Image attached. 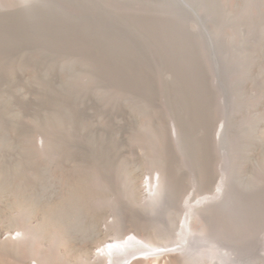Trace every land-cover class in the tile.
<instances>
[{"label":"rangeland","instance_id":"obj_1","mask_svg":"<svg viewBox=\"0 0 264 264\" xmlns=\"http://www.w3.org/2000/svg\"><path fill=\"white\" fill-rule=\"evenodd\" d=\"M169 1L51 0L49 6L37 3L29 23L0 14L1 177H9L18 164L19 169L26 166L23 170L29 175L35 173L29 168L42 171L39 177H47V181L61 174L75 177L77 170L84 171L85 178H93L95 167L104 171L112 167L116 193L122 203L128 201L130 181L141 185L149 177L143 149L137 142L144 118L125 99L139 103L149 100L158 114L159 127L167 132L168 114L162 99L178 114L192 113L186 77L173 75L172 51L184 49L174 45L179 42L177 36L191 34L202 39L205 34L217 42L225 40L224 46L235 55L230 59L235 85L232 95H239L232 106L229 129L236 135L239 124H243L239 155H231V174L245 193V218L255 225H247L245 231L249 233L253 228L260 236L256 248L264 257V0H188L190 6L183 11L178 3ZM45 17L50 21L49 51H45L44 43ZM12 67H18L16 78H11ZM46 67L50 69L47 76ZM86 73L89 81L85 84L81 79ZM211 80L212 76L207 82ZM100 91L113 94L121 105L112 112L108 96ZM216 125L213 119L211 134ZM192 131L196 133V126ZM40 139L45 140L48 155L53 154L55 160L41 155L38 148L35 151L33 147ZM216 158L211 162L213 179L206 187L210 194L218 184ZM176 166L181 172L183 194L192 193L193 200L208 194L206 189L193 186L191 172L179 160ZM55 167L58 172L53 171ZM6 209L9 206L2 204L0 213ZM115 210L96 215L88 210L86 214L72 212L74 216L70 214L66 224L82 229L94 227L103 233L123 211ZM255 215L263 218L257 220ZM7 219L1 218L5 226L10 225ZM111 235L105 231L106 240ZM99 238L93 240V247L101 242Z\"/></svg>","mask_w":264,"mask_h":264},{"label":"bare ground","instance_id":"obj_2","mask_svg":"<svg viewBox=\"0 0 264 264\" xmlns=\"http://www.w3.org/2000/svg\"><path fill=\"white\" fill-rule=\"evenodd\" d=\"M172 1L178 3L177 7L182 11L190 6L188 0ZM40 2L49 6L51 0H0V14L29 23ZM42 21L45 51H49L50 21L48 17ZM203 35L202 39L201 36L195 39L191 34L177 36L179 42L174 45L184 49L172 51L173 75H185L192 113L178 114L170 110L165 98L162 99L169 125L164 132L149 100L139 103L125 99L144 118L137 142L141 151L143 149L149 177L141 185L135 180L130 181L125 204L116 193L112 167L106 171L100 166L95 167L93 178H85L84 171L77 170L76 175L80 177L66 178V174H61L47 181L46 176H43L45 179L39 177L42 171L38 173L29 166L30 173H35L26 174L27 167L25 169L20 162L23 168L19 169L17 163L19 168L14 170L13 167L14 173L10 171L13 176L1 177L0 174V207L2 204L9 206L6 212L0 213V264H264V257L259 256L256 248L260 236L257 237L253 228L249 233L245 231L247 225L255 227L251 218V222L245 218L248 210L245 193L231 174V155H239V137L243 129L242 123L236 135L229 129L232 106L239 99V95H232L235 85L230 59L234 52L224 46V39V42H217ZM44 54L49 58L48 53ZM18 67L9 68L12 69L11 78L17 77ZM49 73L50 69L46 67L44 74ZM87 73L81 79L85 84L89 81ZM99 93L108 96L112 112L121 105L113 94ZM124 111L133 115L126 108ZM213 119L217 125L211 134ZM194 126L197 129L195 134L192 131ZM44 141L40 139L33 148L54 159L53 154L48 155ZM23 148L26 150L25 145ZM215 155L218 184L216 191L210 194L206 187L213 179L211 162ZM177 160L191 172L193 186L206 189L208 194L203 190L206 195L193 200L192 193H182ZM62 162L59 161L60 165ZM76 169L73 172L77 173ZM108 209L123 210L122 213L118 211V219L106 226L105 231L113 234L110 240H106L105 231L102 233L98 228L82 229L66 224L72 212L86 214L85 210H88L96 215ZM1 218H8L10 225L2 224ZM100 236L101 242L93 247V240Z\"/></svg>","mask_w":264,"mask_h":264}]
</instances>
